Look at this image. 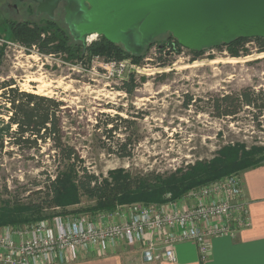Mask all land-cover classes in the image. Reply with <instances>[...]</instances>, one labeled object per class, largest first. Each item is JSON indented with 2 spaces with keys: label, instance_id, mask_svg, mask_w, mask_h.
Returning a JSON list of instances; mask_svg holds the SVG:
<instances>
[{
  "label": "rangeland",
  "instance_id": "374dc122",
  "mask_svg": "<svg viewBox=\"0 0 264 264\" xmlns=\"http://www.w3.org/2000/svg\"><path fill=\"white\" fill-rule=\"evenodd\" d=\"M1 4L0 0V7ZM4 18L1 11L0 83L12 80L22 92L63 103V142L73 147L78 156L76 169L80 172L79 168L85 167L108 193L115 190L122 174H127L133 182L148 176H158L165 182L175 174L186 176L192 172L189 168L212 161L225 147L239 148L238 159L244 153L254 154L255 158L264 154V108L241 107L232 119L202 113L197 109L198 104L184 107L183 103L185 96L198 101L201 96L220 98L246 90L262 93L257 104L264 105V54L256 52L254 43L245 45L249 55L236 59L225 48L195 54L172 46L174 41H168L169 37L164 35L145 49L140 62L124 59L126 69L118 74L115 69L107 71L98 67L103 57H93L89 62L70 61L63 52L46 55L37 46L25 48L13 39ZM63 32L69 39L67 32ZM47 36L41 34L43 40ZM86 39L87 46L99 37L90 35ZM53 45L55 42L48 43ZM162 48V56L170 62L164 67L159 66L157 59V50ZM130 78L136 84L131 95L120 90L122 83ZM116 118L131 123L112 135L105 133V128H112L105 122ZM127 138L128 156L108 151L113 143H122ZM4 146L0 154V209L11 208L13 202L39 205V215L49 221L58 215H85L94 219L97 214H110L135 204H161L133 202L117 204L113 209H96L97 198H89L80 191L76 203L57 206L50 202L52 194L48 193L46 176L54 179L64 165L52 143H39L38 150L23 151L11 144ZM233 174L242 173L229 175ZM226 176L190 188L176 200L181 201L188 193ZM161 187L163 202L173 192L170 185ZM184 202L192 205L188 199ZM119 245L121 254L138 250L137 246L130 249L122 242ZM136 254L139 256L135 253V258Z\"/></svg>",
  "mask_w": 264,
  "mask_h": 264
},
{
  "label": "trees",
  "instance_id": "16d2710c",
  "mask_svg": "<svg viewBox=\"0 0 264 264\" xmlns=\"http://www.w3.org/2000/svg\"><path fill=\"white\" fill-rule=\"evenodd\" d=\"M8 25L10 26L11 35L16 42L25 48L37 46L46 55L63 52L67 54V60L85 59L87 62L93 57H103L106 61L131 59L135 63L143 59V53L139 56L131 55L124 51L120 45L111 44L102 36H98V41L92 42L87 46L73 41L71 37L67 39V36L65 37L64 35L65 33L55 24L35 26L30 23H9ZM42 33L48 35L44 40L41 38ZM169 39L168 41H174L172 46L177 45L180 47L177 41L170 35ZM69 40L71 41L70 44L68 43ZM156 40L150 45L154 44ZM52 42H55V45L48 46V43ZM246 43H254L256 52L264 54V38H237L229 44H223L217 48L227 49L232 58L238 59L249 55L248 50L245 48ZM162 51L163 48L157 50L159 54L157 59L159 66L164 67L169 65L170 62L162 56ZM201 52L193 53L199 54ZM1 57L2 53L0 52V59ZM262 61L264 62V58H262ZM135 89L136 84L132 78L124 81L120 87L121 91L129 95ZM261 95L262 93L244 90L241 93L225 95L220 98L213 97L215 117L233 119L241 107L262 109L264 105L259 106L257 104ZM0 100L2 105L0 110V117L2 116L0 118V154L5 148V143L11 144L23 151L38 150L39 143L46 144L51 142L54 151L58 152L64 165L63 171L57 172L52 180H50L49 176H46L49 183L47 185L48 193L52 194L50 202H53L57 206L76 203L78 201L77 194L80 191L85 193L89 198H97L96 209H113L117 204L124 205L133 202L164 203L167 199L166 201H161V195L163 194L162 185H170L173 196L169 200L175 201L190 188L208 183L231 173H243L246 170L264 164V154L255 158L254 154L244 153L238 159L239 148L225 147L219 151L218 156L212 161L197 163L195 166L189 168L192 172L186 176H179L180 173L175 174L170 176L167 182L162 181L158 176H148L136 178L135 184L132 179L130 181L127 174H122L121 178L117 179L115 190L108 193L102 188L99 179L88 172L85 167L79 168L80 172L77 171L78 156L73 147L67 146L63 142L62 102L54 98L22 92L15 86L12 80L0 83ZM116 119L119 121V124L118 121L116 122ZM116 119H108L105 122L106 126H112L109 130L105 128V133L112 135L117 130H120V127L125 128V124L131 123L121 118ZM129 145L130 143L127 138L122 143H113L112 147L108 148V151L113 153L121 152L120 155L128 156L127 148ZM154 182L155 185L150 184ZM184 184L188 185L185 186ZM122 194L123 197H119ZM38 210L39 205L28 204L23 206L17 202H13L11 208L0 209V226L7 224L19 225L43 220L44 218L39 215Z\"/></svg>",
  "mask_w": 264,
  "mask_h": 264
},
{
  "label": "built area",
  "instance_id": "2783aa9c",
  "mask_svg": "<svg viewBox=\"0 0 264 264\" xmlns=\"http://www.w3.org/2000/svg\"><path fill=\"white\" fill-rule=\"evenodd\" d=\"M125 63L101 59L98 67L122 74ZM249 225L241 174H233L188 193L181 201L167 198L161 204H135L97 214L94 219L58 215L49 221L0 226V264H64L75 260L80 251L106 252L121 242L127 247L140 246L143 263H175L176 245L191 243L203 262L213 238H234Z\"/></svg>",
  "mask_w": 264,
  "mask_h": 264
},
{
  "label": "water",
  "instance_id": "95a60500",
  "mask_svg": "<svg viewBox=\"0 0 264 264\" xmlns=\"http://www.w3.org/2000/svg\"><path fill=\"white\" fill-rule=\"evenodd\" d=\"M58 1L45 0L40 10L50 12ZM64 23L75 42L102 36L134 56L167 34L201 52L264 38V0H66Z\"/></svg>",
  "mask_w": 264,
  "mask_h": 264
},
{
  "label": "crops",
  "instance_id": "0c3cea01",
  "mask_svg": "<svg viewBox=\"0 0 264 264\" xmlns=\"http://www.w3.org/2000/svg\"><path fill=\"white\" fill-rule=\"evenodd\" d=\"M241 184L249 204L250 225L234 238L227 235L213 238L209 256L203 262L199 260L195 245L181 243L175 247V263H143L140 259V246L136 245L137 252L129 251V255L119 253L120 245L117 244L106 252L98 249L80 251L75 260L64 264H264V164L244 171ZM135 253L139 254H136L137 258Z\"/></svg>",
  "mask_w": 264,
  "mask_h": 264
},
{
  "label": "flooded vegetation",
  "instance_id": "af4514ba",
  "mask_svg": "<svg viewBox=\"0 0 264 264\" xmlns=\"http://www.w3.org/2000/svg\"><path fill=\"white\" fill-rule=\"evenodd\" d=\"M2 4L0 10L5 15V21L7 23H30L33 25H56L62 31H66L70 36L67 25L64 23V7L66 6V0H59L52 11L40 10V4L45 0H1ZM4 9V11H3ZM0 11V12H1ZM19 21H15L14 19ZM20 18V19H19ZM57 23L62 24L61 26ZM169 37V35L167 34ZM200 100L192 98V96H185L184 107L191 106V103L198 104V111L212 115L215 117V111L213 108V96L199 97Z\"/></svg>",
  "mask_w": 264,
  "mask_h": 264
},
{
  "label": "bare ground",
  "instance_id": "6f19581e",
  "mask_svg": "<svg viewBox=\"0 0 264 264\" xmlns=\"http://www.w3.org/2000/svg\"><path fill=\"white\" fill-rule=\"evenodd\" d=\"M92 37H93V36H92ZM31 81L35 82V80H31Z\"/></svg>",
  "mask_w": 264,
  "mask_h": 264
}]
</instances>
